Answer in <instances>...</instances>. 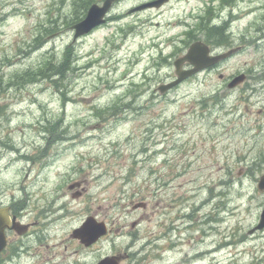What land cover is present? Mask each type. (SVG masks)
<instances>
[{"label":"rangeland","instance_id":"1","mask_svg":"<svg viewBox=\"0 0 264 264\" xmlns=\"http://www.w3.org/2000/svg\"><path fill=\"white\" fill-rule=\"evenodd\" d=\"M144 1L121 0L111 12L121 19L74 41L76 0H0V199L24 202L25 219L46 226L24 263L61 261L76 246L72 230L94 215L112 233L70 260L118 251L130 253L123 264H264V228L251 232L264 205V0L128 12ZM209 6L242 49L161 94ZM68 45L76 53L61 86L16 78L62 60ZM248 70L241 88L219 77ZM139 201L147 208L132 210Z\"/></svg>","mask_w":264,"mask_h":264},{"label":"flooded vegetation","instance_id":"2","mask_svg":"<svg viewBox=\"0 0 264 264\" xmlns=\"http://www.w3.org/2000/svg\"><path fill=\"white\" fill-rule=\"evenodd\" d=\"M101 1L103 2L104 0H98L97 2H101ZM119 1H121V0H117L116 2H119ZM211 1L213 3H215L216 1H219V3H221V4L230 5V4L234 3L236 0H211ZM229 38H232V37H229ZM208 45L210 46L211 50L215 54L220 53V52L230 48V46H233V45H230L228 42H221V43L211 42V43H208ZM237 46L242 47V45H240V44H237ZM220 65H221V63L216 64V65L212 66L211 68H209L208 71H211L214 69L215 70H221ZM185 67L189 68L190 64L187 63L185 65ZM241 72H243V71H239L237 74H240ZM245 73L247 74V80L251 79V77H253L255 75V73H253L251 70H248ZM263 74H264V72H263V67H262L261 72H260V77ZM220 75L223 76L222 77L223 80L226 81L227 83L230 81V79L233 78V76L232 77L231 76L225 77L222 71H220ZM245 82L240 84L238 86V88H241V86H244ZM255 91H257V89H255ZM79 185L81 186L82 183H79ZM85 190H86V188H83L82 191L80 190L79 196L83 195ZM0 207L7 208L8 212L10 214V218L12 219L10 226H8L5 229V234H6L7 240H6V244L3 248V250L0 253V264H25L24 263L25 260L23 259V257L25 255H27V252L31 249V247L29 245V242L31 240L29 238L31 236H34L37 239V237L41 236L43 230L46 227L45 223H43V225L41 226L40 229H37V227H38L37 225L39 222L38 220L27 221L25 219L27 212L24 209V202H22V201L11 200L10 202L5 203L2 199H0ZM132 210H135V209H132ZM15 221L20 222V223L29 224L28 231L24 234H20L17 230H15L13 228ZM135 225H136V222L131 223L132 228H135ZM112 231H113V228L109 227L108 234H106L102 238H99V240H97L96 242L89 244V245L82 242L80 238H75V237L71 236V239L69 241L70 242L71 241L76 242V246L73 248V251L71 252V254H67V252H64V255H63V258L61 261H57L56 258H58V256L61 255L62 253L53 254L52 257H53L54 261L51 264H98L102 257L109 255V254L98 255V256H96L97 259L93 262H91V260H88V259L83 260V261L81 259H76L73 261V260H70L69 258L72 255H79L78 252L81 250L88 252V251L94 249ZM68 248H69V245H66L65 249L68 250ZM94 250H96V249H94ZM30 255H31V253L29 254V256ZM110 255H117L118 257L116 260L119 262V264H123V262L125 260L130 258V253L122 254L121 252H118V251H114ZM37 258L43 259L44 257L42 255H39V256H37ZM34 264H42V261H36Z\"/></svg>","mask_w":264,"mask_h":264},{"label":"water","instance_id":"3","mask_svg":"<svg viewBox=\"0 0 264 264\" xmlns=\"http://www.w3.org/2000/svg\"><path fill=\"white\" fill-rule=\"evenodd\" d=\"M164 1L166 0H159L156 2H150L141 6H138L135 10L143 9L146 7L151 6H160ZM112 0H107L103 6H99L97 4H94L89 12L87 17L82 20L81 22L77 23L75 25L76 33L75 38L84 35L88 33L90 30H92L95 26L103 23L104 16L106 15L107 11L109 10L111 6ZM230 53H225L218 56H210L209 55V48L206 46V44L202 42H196L194 43L188 53L180 58H178L175 61L176 65V75L177 79L172 81L169 84H163L159 87L161 93H165L172 87L178 85L180 82L188 78L189 76L197 73L198 71L202 70L203 68L210 66L216 62H218L220 59L228 56ZM190 61L192 64L195 65L194 68L190 70H184L182 68L184 62ZM244 75H240L236 77L231 83L230 86L233 87L239 82L243 81ZM73 187V186H71ZM258 187L261 191H264V174L261 176L259 180ZM10 223L8 214H5L3 210H0V252L4 248L6 243V238L4 235V229L6 226H8ZM23 226V225H22ZM18 230L19 226H15ZM264 228V208L261 214L260 222L259 224L251 231H255L257 229H263ZM27 230V226H25V229L21 230V232H25ZM106 233L105 227L102 224V226H99V224H93L92 219L89 218L88 221L85 223V225L82 228H79L74 231V235L81 237L84 241L87 243H91L94 240H97L101 235ZM100 264H116L115 260L112 257H107L104 260L100 262Z\"/></svg>","mask_w":264,"mask_h":264},{"label":"trees","instance_id":"4","mask_svg":"<svg viewBox=\"0 0 264 264\" xmlns=\"http://www.w3.org/2000/svg\"><path fill=\"white\" fill-rule=\"evenodd\" d=\"M88 0H85V4ZM87 5H85L86 7ZM212 33L217 36L218 40H222L226 38L225 31L222 27H216L212 29ZM223 33V34H222ZM222 34V35H221ZM74 51L70 46H67L62 60L58 62H54L52 60H47L45 63L41 65V67L35 71H26L23 74H18L16 78L21 79L23 81L34 80L38 77H55V80L59 86L62 85V81L67 77L68 71L72 65ZM58 129L53 128L51 130V134L55 136Z\"/></svg>","mask_w":264,"mask_h":264},{"label":"bare ground","instance_id":"5","mask_svg":"<svg viewBox=\"0 0 264 264\" xmlns=\"http://www.w3.org/2000/svg\"><path fill=\"white\" fill-rule=\"evenodd\" d=\"M222 34H223V33H222ZM222 34H221V35H222Z\"/></svg>","mask_w":264,"mask_h":264}]
</instances>
